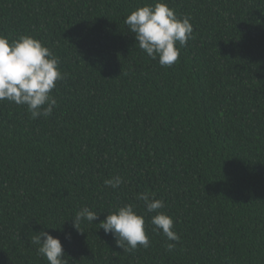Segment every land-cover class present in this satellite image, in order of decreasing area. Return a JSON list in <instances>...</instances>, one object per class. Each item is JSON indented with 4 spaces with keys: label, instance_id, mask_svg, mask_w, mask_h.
<instances>
[{
    "label": "trees",
    "instance_id": "obj_1",
    "mask_svg": "<svg viewBox=\"0 0 264 264\" xmlns=\"http://www.w3.org/2000/svg\"><path fill=\"white\" fill-rule=\"evenodd\" d=\"M155 2L0 0V35L39 39L66 74L47 118L0 101V264H48L40 231L66 264H264V0H163L193 25L170 67L124 23ZM143 192L180 240L150 213L149 246L123 252L99 223L129 203L144 214ZM83 207L99 218L80 233Z\"/></svg>",
    "mask_w": 264,
    "mask_h": 264
},
{
    "label": "clouds",
    "instance_id": "obj_2",
    "mask_svg": "<svg viewBox=\"0 0 264 264\" xmlns=\"http://www.w3.org/2000/svg\"><path fill=\"white\" fill-rule=\"evenodd\" d=\"M190 20L189 16L178 17L163 0H157L154 4L146 3L132 11L124 23L148 57L158 59L162 67H170L178 61L181 48L193 38ZM65 75L61 72L59 58L39 39L24 35L10 43L7 37L0 35V101L26 106L32 119L47 118L58 106L52 92ZM104 183L117 189L123 179L114 176ZM136 199L143 202L144 214H139L129 203L108 214L99 223L106 235L113 236L116 246L123 252L135 251L138 247L147 248L149 237L145 229V215L150 213H156L151 218V224L155 226L153 230L178 243L180 237L174 230L173 218L160 211L165 206L164 201L156 199L150 192L140 193ZM98 218L96 211L83 207L72 219L73 227L82 233L79 225L83 221L91 224ZM65 239L70 240V234L65 235ZM31 243L37 245V254L44 257L48 264H66L59 237L40 231L32 237ZM165 248L171 252L175 244L168 243Z\"/></svg>",
    "mask_w": 264,
    "mask_h": 264
}]
</instances>
